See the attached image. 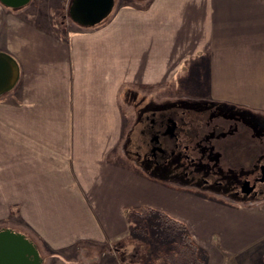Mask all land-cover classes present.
Segmentation results:
<instances>
[{
  "label": "crops",
  "instance_id": "0c3cea01",
  "mask_svg": "<svg viewBox=\"0 0 264 264\" xmlns=\"http://www.w3.org/2000/svg\"><path fill=\"white\" fill-rule=\"evenodd\" d=\"M134 3L68 33L20 15L26 6L0 14V53L18 66L15 86L0 95V227L63 252L117 234L123 208L139 204L182 223L206 264L215 250L209 233L239 264H264L258 205L209 199L214 213L202 215L196 192L121 163L122 95L168 78L264 118V0Z\"/></svg>",
  "mask_w": 264,
  "mask_h": 264
},
{
  "label": "rangeland",
  "instance_id": "374dc122",
  "mask_svg": "<svg viewBox=\"0 0 264 264\" xmlns=\"http://www.w3.org/2000/svg\"><path fill=\"white\" fill-rule=\"evenodd\" d=\"M131 1L135 4V0ZM131 1L114 0V6L132 3ZM70 3L71 0H31L26 7L21 9L22 11L20 15L28 16L32 21L36 22L41 19L48 20L57 28L56 30H61L66 33H68V31L81 30L74 26L75 23L72 22L69 16L68 9ZM11 10L17 9H8L0 4V14L2 12H11ZM110 14L108 16H110ZM168 80L169 82L167 84H162V87L159 88L153 87L148 91H131L122 95V100L124 99L128 102H125V104L122 103V111L124 112V122L126 125L124 136L122 138V154H124L123 159H121L122 165L155 180L157 184H162L161 186L165 185L164 187H169L173 190H188L186 186L169 182L162 173L158 174L157 172H153L149 164L144 161L142 157H136L134 154L136 146L138 144L142 145L141 142L143 138L140 135V129H142L141 125L143 122V116L148 111L160 110L163 107H171L174 106L175 103H177V107L184 105L189 107L195 106L196 110H200L198 111L200 116L206 115L204 116L206 121L203 119L206 124L203 126L201 125L202 122H200L201 135L199 136V139L201 147L206 149L211 147L216 151H219L218 149L227 150L226 153L222 152L223 157L220 165H222L223 168L232 169L237 165H240L239 167L249 168L257 158L260 157H257V155H260L262 152L264 153L263 129L259 130L263 142L261 144L258 140L255 141L253 139V131L251 129H244L245 127L243 128L239 124L231 121L221 119L210 120V118L214 117L210 109H220V106H225L223 103L203 100L206 99L203 94L194 95L191 92H188L189 94L185 93L183 90L185 87L182 86V78L172 77L168 78ZM165 85L167 86L164 88ZM184 85H186V83ZM204 106L206 109H204ZM226 107L230 112H239L236 110H239V108L232 106ZM229 114L230 113L226 115ZM185 117L190 118L188 115ZM216 123L217 130L221 129V132L212 136V138L203 139L202 134L204 131L202 130L210 131V125H215ZM251 149L253 151H251ZM139 150L142 152L141 149ZM189 191L194 190L189 189ZM192 194H195L206 201V203L200 202L199 208L197 209L198 213L202 215L214 213V209H212V205L209 203L210 200L214 202L219 201L228 205L232 204L234 206H240L243 202L248 205H258V211L264 210V205H259L260 200L264 201V198L253 203V201L244 202L246 200L243 199H239V202L231 201L226 198L222 199L215 194L211 195L198 192ZM158 200L161 201L160 198H158ZM145 208L152 209L150 206L139 204L126 206L123 208L124 210L122 212V223L120 224L121 229L117 234L105 236L102 240L99 239L97 241L78 240L76 244L63 252H51L43 246L44 251H41L42 248L40 246L37 248L33 240L27 237L24 232L15 231L24 235L35 245L37 250H40V252L39 250L38 252L42 259V264H174L170 262V256L177 251L179 243L177 240L181 238V235L171 226H168L164 219L159 222L157 218H155L156 216L153 213L145 211ZM152 210L161 212V210L155 208ZM132 211H135L136 213L131 214ZM7 225L8 222L3 223V228L0 227V230L9 229L6 227ZM211 227L213 228L214 226L212 225ZM186 232L188 234L187 230ZM209 235H207V238L212 243H215V250H213V255L209 260L210 264H239V261H235L236 259H239L238 255L234 258V254L225 252L224 249H221L225 244L223 243V245H221L220 242H216L217 238L216 240L214 238L212 241V237L209 238ZM218 245H220V247ZM199 250L204 253L206 264L207 254L203 250Z\"/></svg>",
  "mask_w": 264,
  "mask_h": 264
},
{
  "label": "flooded vegetation",
  "instance_id": "af4514ba",
  "mask_svg": "<svg viewBox=\"0 0 264 264\" xmlns=\"http://www.w3.org/2000/svg\"><path fill=\"white\" fill-rule=\"evenodd\" d=\"M236 110L239 112H230L227 107L210 109L214 115L210 120L221 119L237 123L246 129L251 127L253 139L262 144L259 130L264 131V118L247 110ZM198 111L200 110H196L195 106L177 107V103L171 107L148 111L143 116L140 129L142 145L137 142L135 156L142 157L153 172L162 173L169 182L186 186L188 190L215 194L235 202L243 199L246 200L244 202L255 203L264 198V175L261 173L264 172V153L257 155L260 157L249 168L239 167L240 165L232 169L223 168L220 165L222 152L226 153L227 150L218 149L219 152L211 147H201L200 128L206 124V115L200 116ZM228 113L230 114L226 115ZM241 113L244 115H240ZM187 115L190 118L185 117ZM216 125L217 123L210 125V131L202 130L203 139L212 138L221 132ZM245 181L249 182L244 187L246 193L242 192Z\"/></svg>",
  "mask_w": 264,
  "mask_h": 264
},
{
  "label": "water",
  "instance_id": "95a60500",
  "mask_svg": "<svg viewBox=\"0 0 264 264\" xmlns=\"http://www.w3.org/2000/svg\"><path fill=\"white\" fill-rule=\"evenodd\" d=\"M31 0H0L6 8L18 9ZM114 7V0H71L68 13L75 24L93 27L102 22ZM18 79L16 61L5 53H0V95L10 91ZM264 167V165H263ZM262 175L264 172L261 171ZM249 182L243 183L244 187ZM0 264H42L35 245L24 235L9 229L0 230Z\"/></svg>",
  "mask_w": 264,
  "mask_h": 264
},
{
  "label": "trees",
  "instance_id": "16d2710c",
  "mask_svg": "<svg viewBox=\"0 0 264 264\" xmlns=\"http://www.w3.org/2000/svg\"><path fill=\"white\" fill-rule=\"evenodd\" d=\"M220 107L222 109H226V106H220ZM228 111H230V110H228ZM241 114H243V113H241ZM245 125L248 126L246 124V122H245ZM244 129H246V128H244ZM250 129H251V127H250ZM232 174H234V173H232ZM144 210L149 212V213H153L156 216L155 218H157V220L159 222H160V220L164 219L165 223H167L168 226H171L176 232H178L181 235V238L179 240H177V242H179L178 247H177V251L175 253H172V255L170 256V262L171 263H174V264H205L204 253L202 251H199V249L196 247V245L192 242L191 238L189 237V235L186 232V228L184 227V225L182 223L170 218L169 216H167L163 212L155 211V210H152L150 208H145ZM132 213H136V212L132 211L131 214ZM262 257H263V261H264V254Z\"/></svg>",
  "mask_w": 264,
  "mask_h": 264
}]
</instances>
